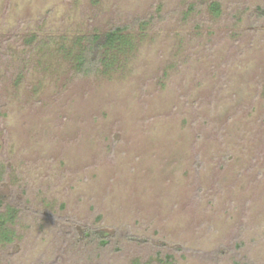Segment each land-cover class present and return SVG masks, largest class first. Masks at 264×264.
Returning <instances> with one entry per match:
<instances>
[{
	"label": "rangeland",
	"instance_id": "obj_1",
	"mask_svg": "<svg viewBox=\"0 0 264 264\" xmlns=\"http://www.w3.org/2000/svg\"><path fill=\"white\" fill-rule=\"evenodd\" d=\"M0 112V264H264V0H0Z\"/></svg>",
	"mask_w": 264,
	"mask_h": 264
},
{
	"label": "trees",
	"instance_id": "obj_2",
	"mask_svg": "<svg viewBox=\"0 0 264 264\" xmlns=\"http://www.w3.org/2000/svg\"><path fill=\"white\" fill-rule=\"evenodd\" d=\"M209 6L211 12L216 15L220 14L221 4L219 2H212ZM149 23L150 21L143 20L138 22L137 27L140 29L147 28ZM130 31L131 26L129 25H118L105 33H95L78 38L76 45L79 51L72 57L75 63V71L83 75H92L101 73L103 69H109L112 64L116 63L114 56H111L114 51L132 48L133 34ZM5 174V168L1 167L0 180H3ZM21 212L16 204L0 194V245L7 247L16 241L18 236L16 227L20 221ZM83 234L85 238H90L92 244L97 243L99 247H104L110 243L109 236L102 231L87 228ZM76 244L78 245V242ZM157 257L161 264H173V257L169 255L161 258V253H158ZM133 264L148 263H143L137 259Z\"/></svg>",
	"mask_w": 264,
	"mask_h": 264
}]
</instances>
